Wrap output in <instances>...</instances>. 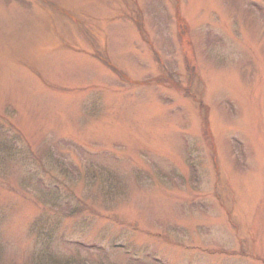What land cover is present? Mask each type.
I'll use <instances>...</instances> for the list:
<instances>
[{
	"label": "rangeland",
	"instance_id": "obj_1",
	"mask_svg": "<svg viewBox=\"0 0 264 264\" xmlns=\"http://www.w3.org/2000/svg\"><path fill=\"white\" fill-rule=\"evenodd\" d=\"M44 257L264 264V0H0V264Z\"/></svg>",
	"mask_w": 264,
	"mask_h": 264
},
{
	"label": "trees",
	"instance_id": "obj_2",
	"mask_svg": "<svg viewBox=\"0 0 264 264\" xmlns=\"http://www.w3.org/2000/svg\"><path fill=\"white\" fill-rule=\"evenodd\" d=\"M60 257H62V256H60ZM55 261H57V262L55 263ZM79 261H81V262H79ZM79 261H77V263H74V264H84L85 263V261L83 259H81ZM42 262H43V264H49L50 261H49L48 257H44V258H42ZM52 262L55 263V264H72L71 260H69V259L65 260V258H61V259H58V260L52 259Z\"/></svg>",
	"mask_w": 264,
	"mask_h": 264
}]
</instances>
